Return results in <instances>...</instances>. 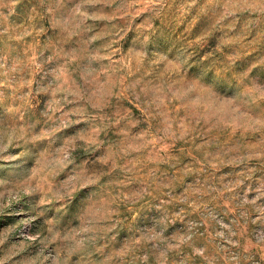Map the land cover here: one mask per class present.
Segmentation results:
<instances>
[{
	"label": "rangeland",
	"instance_id": "374dc122",
	"mask_svg": "<svg viewBox=\"0 0 264 264\" xmlns=\"http://www.w3.org/2000/svg\"><path fill=\"white\" fill-rule=\"evenodd\" d=\"M0 264H264V0H0Z\"/></svg>",
	"mask_w": 264,
	"mask_h": 264
}]
</instances>
